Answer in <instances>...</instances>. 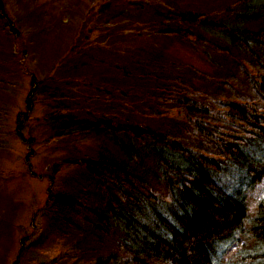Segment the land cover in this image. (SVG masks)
<instances>
[{"label":"trees","instance_id":"trees-1","mask_svg":"<svg viewBox=\"0 0 264 264\" xmlns=\"http://www.w3.org/2000/svg\"><path fill=\"white\" fill-rule=\"evenodd\" d=\"M1 2L0 21L14 42L21 32ZM102 2L95 16L104 23L103 34L91 41V24L84 22L64 57V77L62 72L50 75L65 81L50 95L58 100L74 98L71 88L81 81L100 82L102 111L95 119L78 121L52 113L48 122L55 137L75 128L83 140L90 138L84 134L102 136L113 153L64 161L84 169L93 181L80 187L78 198L52 196L48 190V202L60 206L62 240L53 259L34 264H210L214 244L246 228L249 183L244 191L230 192L225 178L227 169L242 175L243 166L231 159L264 131V120H259L264 99L260 108L255 95L264 96V68L251 59L254 50L243 55L244 47L264 50V24L253 29L239 24L255 18L264 22V0ZM127 13L130 26L117 25ZM172 42L192 52L197 45L215 52L212 71L181 62L169 48ZM230 46L241 47V56L232 61L223 57ZM256 71L259 78L253 77ZM245 82L242 97L228 95L227 85L240 88ZM32 83L24 117L31 112V98L48 87L46 81ZM223 110L229 115L218 117ZM21 117L16 116L17 135L24 127ZM244 120L252 126L250 136L244 133L237 143L230 142L234 132L228 129ZM92 192L99 200L91 199ZM81 214L83 225L78 223ZM254 220L250 238L264 245V204ZM112 228L118 231L114 238Z\"/></svg>","mask_w":264,"mask_h":264},{"label":"rangeland","instance_id":"rangeland-1","mask_svg":"<svg viewBox=\"0 0 264 264\" xmlns=\"http://www.w3.org/2000/svg\"><path fill=\"white\" fill-rule=\"evenodd\" d=\"M1 1L10 22L21 33L13 42L14 36L6 35L9 28L4 27V23L0 21V264L45 263L56 256L62 240L58 233L60 206L54 201L53 204L48 202L52 200L48 190L52 196L63 194L78 198L82 196L80 187H86L93 181L84 169L64 165V161L113 153L110 143L102 136L84 134L90 138L83 140L82 136L75 135L81 129L75 128L67 136L55 137L54 125L48 122L51 120L48 115L52 113L71 116L76 121L96 118V112L101 106L100 98L97 97L102 94L97 91L104 87L100 82L81 81L71 88L75 91L74 98L58 100L57 97L51 99L50 95L55 89L51 85L58 84L61 87L62 84L65 85V81L56 83L50 75L62 72L64 77V57L69 54L68 50L74 44L77 32L84 22L91 24V41L100 33L103 34L104 23L95 16L103 2ZM188 9L191 10L192 6ZM87 15H92V18ZM127 16L129 13L119 19L117 25L130 26L125 20ZM169 48L181 62L207 72L212 71L215 55L205 45L196 46L198 54L176 42H172ZM61 66L63 68L60 71L58 69ZM90 70L88 68L87 73ZM31 71L36 75V83L50 79L47 82L49 87L41 89L42 93L31 98V112L24 117L27 114V101H30ZM66 87V90L70 89L67 85ZM86 114L92 116L87 118ZM18 115H23L22 139L15 134ZM257 169L258 160L253 168L252 178L246 176L250 188L247 201L249 212L253 215L256 205L264 201V180L261 187L254 183L257 182L254 174V171L258 172ZM227 172L229 175L225 181L232 188L229 191H244L247 185H244L239 170L227 169ZM90 197L96 200L98 195L92 192ZM61 220L63 221V217ZM78 223L83 225L80 219ZM249 226L247 220L245 230L238 231L217 245L212 256L213 264L221 261L233 264L239 260L238 250L242 242H249ZM255 251L264 252V249ZM251 252L252 248L244 250L247 256H251Z\"/></svg>","mask_w":264,"mask_h":264},{"label":"bare ground","instance_id":"bare-ground-1","mask_svg":"<svg viewBox=\"0 0 264 264\" xmlns=\"http://www.w3.org/2000/svg\"><path fill=\"white\" fill-rule=\"evenodd\" d=\"M256 21L254 22H251V19H248L246 20L245 22H241L239 23L241 26L245 27V28H250V29H253L254 27L258 26V25H262L264 24V22H262L260 19L261 18H255ZM250 31V30H248ZM242 37V36H241ZM244 38L246 40H248V33L247 32H244ZM261 45V44H259ZM260 47V48H259ZM258 48L256 47V45L252 48V47H244V52H243V55H246L248 52L247 51H251V50H254L253 54H254V57L251 58L253 59L254 61L257 59L258 60V63L260 65L261 68H264V53H263V47L262 46H259ZM262 47V48H261ZM230 53L228 52L226 56H223L225 59L227 60H231L233 57L239 55V51L241 50V47L240 46H236V47H233V46H230ZM246 49H248L246 51ZM263 50V51H262ZM214 55L216 54L215 52H212ZM241 56V55H239ZM232 61V60H231ZM194 67V66H193ZM196 68V67H195ZM198 69V68H197ZM199 71H202V72H207L205 70H201V69H198ZM255 73V76H253L254 78H259V74H258V71L254 72ZM30 77H31V80H30V85H31V90H32V82L33 80L35 81L36 83V75L34 73H32L31 71V74H30ZM54 78V76H53ZM50 80V79H49ZM52 81H56L55 79L52 80ZM44 82V81H42ZM40 82V83H42ZM46 82H48V79L46 80ZM58 83V82H56ZM225 83H229L227 82V80L225 81ZM37 84V83H36ZM48 87H49V84H47ZM53 88H56L58 86V84L56 85H51ZM247 86V83L245 82V84L240 87V88H233L234 85L231 84L230 85H227V89H228V95H232V96H238V97H242L243 95V92H242V89L245 88ZM47 87V88H48ZM66 86H65V91H69L70 89L66 90ZM43 90H45L46 88H41ZM40 89V91H41ZM42 92V91H41ZM31 93V92H30ZM255 93V92H254ZM256 97L260 100L259 102V107L260 108H263V104H262V100L261 99H264V96L261 95V93H259L258 95L255 94ZM225 98H228L225 97ZM86 102H88L87 99H85ZM223 102H226V99L223 101ZM102 111V106H100L99 108V112ZM98 112V111H97ZM264 113V112H262ZM229 115V112L228 111H218L217 112V116L218 117H224V116H228ZM241 116V115H240ZM233 119V117L231 118ZM259 120H264V115H260L259 116ZM258 120V121H259ZM245 121V122H244ZM243 123L245 124H233L234 127L228 129L227 126L225 124H222L219 126V124L217 125L218 127L224 129V127L226 129H228L229 131L230 130H233L232 132H234L232 135H230V138L228 139L230 142L232 143H237V140L239 138H241V136L245 133L247 135L250 136L251 134V129H252V126L250 124V122H248L247 120H244ZM264 122V121H262ZM15 129L17 130V127H15ZM15 130V132H16ZM23 130V129H22ZM22 130H21V133L20 134H16V136L20 139H22ZM228 133H231V132H228ZM261 139L258 138L257 140L251 142L252 145L248 146V147H243L242 148V152L240 151L239 154H236L237 156H235L233 159H231V162H233L234 164H239V165H242L243 166V171H242V180L244 181V183L247 185L248 184V181L246 179V176H249L250 178H252V174H253V166L255 165L256 161L258 160V166H259V169H257V182H254L255 185H257V187H261L262 186V182L264 180V131L261 133ZM243 139L245 140V136L243 137ZM31 143V141H30ZM233 146V145H232ZM230 148V147H228ZM231 152H233V150L231 149ZM257 152V154H256ZM256 154V155H254ZM97 157L99 155H96ZM257 156V157H255ZM255 157V158H254ZM263 157V158H261ZM88 173V172H87ZM89 174V173H88ZM222 174V172H221ZM90 175V174H89ZM91 177V175H90ZM92 178V177H91ZM93 180V179H92ZM252 188V186H251ZM253 190V188H252ZM99 200L98 198H96V200L94 201H97ZM264 204V201L262 202H259L257 205H256V208H255V211H254V215L251 214L249 212V203L248 201H246V212H247V217L246 219L249 221L250 223V226H249V229L251 230L254 226V219L256 218L257 216V212H258V209L259 207ZM253 215V216H252ZM85 217V215L81 214L80 220H82L83 218ZM242 230H245V228L243 227ZM117 229L115 228H112L109 235L112 234V235H117ZM111 236V235H110ZM248 237H249V242H247V240H244L240 246V249L238 250V253L240 254V256H238L239 260L233 264H260L261 262H263V259H264V252L262 251H258L256 252L255 249H264V245H259L257 246L256 245V242L255 241H252L251 238H250V234H249V230H248ZM225 240L223 241H220L218 242L217 244L215 243L214 244V247L222 242H224ZM249 248H252V252L250 254H252L251 256H247L245 253H244V250L245 249H249ZM59 249V245H58V248ZM212 257V255H211ZM241 258V260H240ZM210 264H213V258H211V261H210ZM219 264H231V263H223L222 261L219 263Z\"/></svg>","mask_w":264,"mask_h":264}]
</instances>
